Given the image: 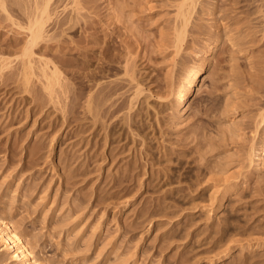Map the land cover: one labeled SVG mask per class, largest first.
Returning <instances> with one entry per match:
<instances>
[{
  "label": "rangeland",
  "instance_id": "obj_1",
  "mask_svg": "<svg viewBox=\"0 0 264 264\" xmlns=\"http://www.w3.org/2000/svg\"><path fill=\"white\" fill-rule=\"evenodd\" d=\"M6 2L0 225L21 235L32 261L264 264V167L249 157L254 143L264 155V122L254 132L264 112V0H195L180 48L188 1L94 0L63 28L59 21L77 18L72 0H53L27 89L18 56L28 32L14 22L34 2ZM204 61L206 74L177 110L190 68ZM46 62L59 70L52 91ZM90 98L104 107L88 111ZM227 246L233 256L217 262ZM5 247L0 235V264H22Z\"/></svg>",
  "mask_w": 264,
  "mask_h": 264
},
{
  "label": "bare ground",
  "instance_id": "obj_2",
  "mask_svg": "<svg viewBox=\"0 0 264 264\" xmlns=\"http://www.w3.org/2000/svg\"><path fill=\"white\" fill-rule=\"evenodd\" d=\"M52 1L53 0H33V2H34L33 8H32L33 10L29 11L30 8L27 10L29 12L26 14L27 15L26 19L24 21L23 20H20V21L16 20L14 22V25H16L20 29L28 32V33L26 32L28 39L25 42V47H24V49L22 48L23 51L20 54V56H18L21 58V62H22V65H21L22 69H20V70H22V73H23L22 75H23V82L25 85V89L28 88L31 76H33V67L34 66L32 67V63L34 62L33 61L34 59L32 58V56L35 53L34 48L37 47L43 40H45L46 37L49 38V36H50V35H48V36L46 35V34H48L47 29H46L48 27H46L47 26L46 24H48V22H50L52 20V17L54 15L50 11V5H51ZM93 1L94 0H72V9H73V12L77 15V18H71V17H69V19L66 18L67 20H69L67 22H65L66 20L65 21L64 20L59 21L60 23L62 22V24H60V26L63 27V25L65 23H66V25L68 23L78 24V16L80 15L81 11L85 9L86 4L92 3ZM187 1H188V3H187ZM7 3H11V2H6V0H0V8L2 9V11H6ZM185 3H187V4L182 3V6L180 7V11H179L180 12L179 15L182 18V20H181L182 24L180 23L181 27L179 25V27H178L179 29H176V30H178V32L176 31V33H177V47L178 48L183 46V43L185 41L187 27H188L189 21L191 20L190 18H191V13L193 11L194 4H195V0H185ZM15 4H17V2H15L14 5ZM188 4H189L190 8L192 6L191 12H189V9L187 6ZM185 5L187 6L188 11L186 10ZM19 7H20V5H19ZM22 7H24V6L22 5L21 8ZM30 7H32V6H30ZM66 7H68V6L66 5L64 7L65 10H66ZM8 15H9V12H8ZM11 21H14V20L11 18ZM71 26H73V25L71 24ZM51 38H52V36H51ZM220 46H221V43H220V39H219L216 42H214L212 48L210 49L208 56H212L215 53H217ZM195 57L197 60H201L202 57H204V56L202 54H197V55H195ZM209 60L210 59H208L207 61H209ZM208 67H209L208 62L204 61V63H202L198 68H196V69H194V68L192 69V67L190 68L191 70L189 71V74H187V76H188L187 81H186L187 83L184 84L185 88L182 89V91H180L179 95H178L179 100L175 106L177 110L182 111L183 109L186 108L188 102L191 99L190 95H191L192 91L195 90L196 87L199 86V83H200V81H202V77H204V75L206 74ZM48 69L51 70L50 68H48V63L46 62L44 64V67L42 68V72H43L42 76L48 81L47 84L44 83L45 89H49V91L50 90L52 91L53 86H54V85L52 86V82L54 80H56V81L58 80L59 70H57V68H55L51 71V73H49ZM93 98H94V96H93ZM92 101L93 100L91 98L88 101V109H89L88 111H91L93 108H96V107L99 109L101 108V106L99 107V105H102V103L101 104L97 103L98 105L95 104L96 105V107H95L93 105ZM103 104H105V103H103ZM92 105L94 106L93 108H92ZM102 107H104V106L102 105ZM96 112H97V109H96ZM260 115H261V117H260L261 119L259 118L260 122H258V124L256 125V130H254V132H256V134L258 133L260 125H262V123L264 122V112H263V114L261 113ZM252 137H253V140L257 141L256 135L252 136ZM254 144L253 145L251 144V147L249 148L250 154L248 153L250 156L249 155L248 156L251 158L256 157V159L258 160L256 169L260 170L264 167V155L260 154V152H257L255 150L256 148H254ZM255 146H257V145H255ZM263 150H264V143H263ZM262 152L264 153V151H262ZM248 160L251 164L252 159L249 158ZM229 182L228 183L223 182V183H226L224 188L227 190H226V192H224V196H223V199L221 201L220 207L223 206V204H224L223 202L226 198H228V197H230L236 193V191L238 190V187L240 186L241 180H236L235 182L232 181L233 183H231V181H229ZM0 235H1V238L4 240V242L6 243V247H5L6 250H9V251L14 250L15 253H14L13 258L15 260H19V262H21L22 264H43V263H36L35 261H32V259L30 257L31 251L28 248V246L26 245V243L23 240V238L21 237V235L17 231L10 229V227H8L7 224L3 223L0 225ZM230 247L231 246H229V247L227 246V248H225V250H224L225 252H223L222 254H218L216 256L215 260L217 262L221 263L223 260L232 257L233 251H232V248H230Z\"/></svg>",
  "mask_w": 264,
  "mask_h": 264
}]
</instances>
